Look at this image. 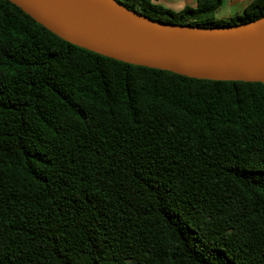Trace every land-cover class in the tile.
I'll return each instance as SVG.
<instances>
[{"label": "trees", "instance_id": "obj_1", "mask_svg": "<svg viewBox=\"0 0 264 264\" xmlns=\"http://www.w3.org/2000/svg\"><path fill=\"white\" fill-rule=\"evenodd\" d=\"M115 1L172 25L264 16ZM0 264H264V84L126 64L0 0Z\"/></svg>", "mask_w": 264, "mask_h": 264}, {"label": "water", "instance_id": "obj_2", "mask_svg": "<svg viewBox=\"0 0 264 264\" xmlns=\"http://www.w3.org/2000/svg\"><path fill=\"white\" fill-rule=\"evenodd\" d=\"M62 40L198 80L264 84V16L226 27L172 25L115 0H8Z\"/></svg>", "mask_w": 264, "mask_h": 264}, {"label": "crops", "instance_id": "obj_3", "mask_svg": "<svg viewBox=\"0 0 264 264\" xmlns=\"http://www.w3.org/2000/svg\"><path fill=\"white\" fill-rule=\"evenodd\" d=\"M252 1L253 0H222L221 7L216 13V18L218 20L227 21L235 15H240ZM158 4L173 11H180L185 7H195L197 0H158Z\"/></svg>", "mask_w": 264, "mask_h": 264}]
</instances>
